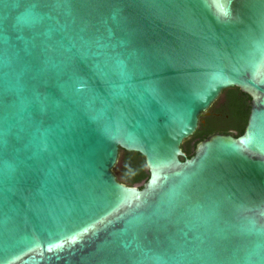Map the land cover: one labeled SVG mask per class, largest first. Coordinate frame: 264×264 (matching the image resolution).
<instances>
[{
    "label": "water",
    "instance_id": "95a60500",
    "mask_svg": "<svg viewBox=\"0 0 264 264\" xmlns=\"http://www.w3.org/2000/svg\"><path fill=\"white\" fill-rule=\"evenodd\" d=\"M0 264H264V0H0Z\"/></svg>",
    "mask_w": 264,
    "mask_h": 264
},
{
    "label": "trees",
    "instance_id": "16d2710c",
    "mask_svg": "<svg viewBox=\"0 0 264 264\" xmlns=\"http://www.w3.org/2000/svg\"><path fill=\"white\" fill-rule=\"evenodd\" d=\"M225 91L224 102L217 108L214 106L215 103L212 105V108L216 109L215 115L203 118L202 114L198 128L182 144L187 156H192L197 143L211 133H227L237 137L244 132L251 111V98L238 88H228L223 92ZM123 170L125 174L124 182L129 185H139L140 188H142L144 182L148 181L150 176L145 158L140 153L125 151Z\"/></svg>",
    "mask_w": 264,
    "mask_h": 264
},
{
    "label": "rangeland",
    "instance_id": "374dc122",
    "mask_svg": "<svg viewBox=\"0 0 264 264\" xmlns=\"http://www.w3.org/2000/svg\"><path fill=\"white\" fill-rule=\"evenodd\" d=\"M225 96H226V91L223 92L221 94V96L218 98V100L215 102V104H214L215 108L219 107L224 102ZM209 113H210V110H208L207 112H204L202 117L203 118L206 117ZM124 156H125V150H121L120 155H119V161L114 168V172H115L116 176L122 181H125V174H124V170H123Z\"/></svg>",
    "mask_w": 264,
    "mask_h": 264
},
{
    "label": "flooded vegetation",
    "instance_id": "af4514ba",
    "mask_svg": "<svg viewBox=\"0 0 264 264\" xmlns=\"http://www.w3.org/2000/svg\"><path fill=\"white\" fill-rule=\"evenodd\" d=\"M210 110V113L206 116V117H212V116H214L215 115V111H216V109H213L212 107L209 109Z\"/></svg>",
    "mask_w": 264,
    "mask_h": 264
}]
</instances>
